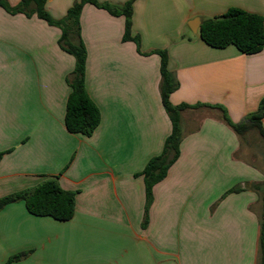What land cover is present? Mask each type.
Returning a JSON list of instances; mask_svg holds the SVG:
<instances>
[{
  "label": "crops",
  "instance_id": "0c3cea01",
  "mask_svg": "<svg viewBox=\"0 0 264 264\" xmlns=\"http://www.w3.org/2000/svg\"><path fill=\"white\" fill-rule=\"evenodd\" d=\"M78 1L47 0L46 8L62 19ZM230 8L264 18V0H136L139 49L123 40V16L86 4V88L102 119L85 137L65 125L76 61L59 45L61 29L0 7V198L50 177L76 193L68 221L32 215L24 202L0 210V264L17 255L24 257L11 264H259L264 202L256 185L264 174L238 157L239 134L225 115L240 123L258 110L264 47L255 54L213 48L190 27ZM156 50L168 52L180 84L171 102L190 107L181 115V155L154 186L145 226L138 174L172 130ZM253 149L264 152V141Z\"/></svg>",
  "mask_w": 264,
  "mask_h": 264
},
{
  "label": "trees",
  "instance_id": "16d2710c",
  "mask_svg": "<svg viewBox=\"0 0 264 264\" xmlns=\"http://www.w3.org/2000/svg\"><path fill=\"white\" fill-rule=\"evenodd\" d=\"M136 0H129L123 5L100 3L98 0H81L69 8L67 15L62 19H55L47 10V0H20L19 4L12 6L6 0H0V7L10 14L23 13L28 17L36 15L45 20L49 25L61 29L60 47L71 54L76 61L75 69L68 77L67 82L71 93L67 100L65 125L73 134L91 137L101 124L102 114L98 105L89 95L86 88V65L88 52L81 36V13L86 4H93L98 8L108 11L113 16L125 18L124 41H134L140 49V38L132 33L133 10ZM202 40L213 48L224 49L234 46L246 54H255L264 47V18L258 14L240 8H230L225 14L204 19L200 27ZM161 59V86L160 94L163 107L170 118L172 130L166 138L162 152L151 158L145 168L138 175L143 176L146 186V207L144 225L149 222V208L153 199V188L164 180L171 167L181 155V142L183 131L181 126L182 112L190 106L187 104L174 105L171 94L180 86L175 74L169 69V54L166 50H156ZM227 123L243 135L251 130H257L264 138L262 121L264 119V99L261 100L256 112L251 113L240 123H233L225 115ZM5 152H0V162ZM137 175V176H138ZM263 190L264 185H256ZM234 188L230 192H238ZM24 202L29 213L39 217H51L58 221L72 219L76 211V193L65 190L58 177H50L40 184L1 197L0 210L5 206ZM24 255L11 257L6 264L22 259ZM259 264H264V219L261 222V236L259 244Z\"/></svg>",
  "mask_w": 264,
  "mask_h": 264
},
{
  "label": "rangeland",
  "instance_id": "374dc122",
  "mask_svg": "<svg viewBox=\"0 0 264 264\" xmlns=\"http://www.w3.org/2000/svg\"><path fill=\"white\" fill-rule=\"evenodd\" d=\"M239 139L242 150L241 153L238 154V157H246L247 162L253 163L254 167L257 168L260 173L264 174V152L253 149V147H257V145L263 143V138L259 135L257 130H251L248 133L239 135ZM247 149H251L252 151ZM260 157H263V160L260 159Z\"/></svg>",
  "mask_w": 264,
  "mask_h": 264
},
{
  "label": "water",
  "instance_id": "95a60500",
  "mask_svg": "<svg viewBox=\"0 0 264 264\" xmlns=\"http://www.w3.org/2000/svg\"><path fill=\"white\" fill-rule=\"evenodd\" d=\"M201 25H202V20L199 18H196L191 21L190 27L194 33H197Z\"/></svg>",
  "mask_w": 264,
  "mask_h": 264
}]
</instances>
